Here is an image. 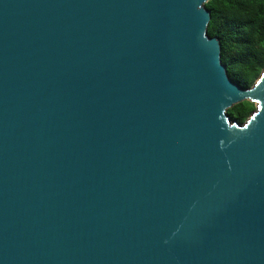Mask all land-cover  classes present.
<instances>
[{"label": "water", "instance_id": "obj_1", "mask_svg": "<svg viewBox=\"0 0 264 264\" xmlns=\"http://www.w3.org/2000/svg\"><path fill=\"white\" fill-rule=\"evenodd\" d=\"M207 1L0 0V264H264V71Z\"/></svg>", "mask_w": 264, "mask_h": 264}, {"label": "trees", "instance_id": "obj_2", "mask_svg": "<svg viewBox=\"0 0 264 264\" xmlns=\"http://www.w3.org/2000/svg\"><path fill=\"white\" fill-rule=\"evenodd\" d=\"M208 34L220 39L221 57L232 80L249 88L264 71V0H208ZM256 104L245 99L228 109L244 122Z\"/></svg>", "mask_w": 264, "mask_h": 264}]
</instances>
